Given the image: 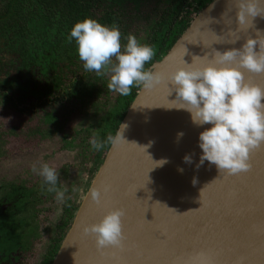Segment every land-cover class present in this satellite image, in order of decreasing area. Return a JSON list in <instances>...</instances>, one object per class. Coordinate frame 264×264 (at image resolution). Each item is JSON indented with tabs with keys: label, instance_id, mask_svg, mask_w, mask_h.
I'll return each instance as SVG.
<instances>
[{
	"label": "water",
	"instance_id": "95a60500",
	"mask_svg": "<svg viewBox=\"0 0 264 264\" xmlns=\"http://www.w3.org/2000/svg\"><path fill=\"white\" fill-rule=\"evenodd\" d=\"M235 12L234 0H212L150 71L167 74L182 60L191 63L213 48H239L256 30L264 32L260 16L240 31ZM240 71L247 82L264 87V74ZM169 92L164 84L142 86L120 123L127 125L126 142L110 145L52 264H192L201 260V253L213 257L203 260L206 264H220L242 244L230 223L242 217L243 201L251 194L252 164L263 147L252 153L251 169L239 175L219 174L208 162L197 168V139L203 128L192 124L188 112L173 108L180 101ZM186 154L192 156L191 164L183 161ZM161 160L166 162L156 164ZM101 185H109L110 191L101 193L98 206L88 193ZM114 207L125 213L126 247L118 253L98 252L94 237L83 236L81 226L98 222Z\"/></svg>",
	"mask_w": 264,
	"mask_h": 264
},
{
	"label": "clouds",
	"instance_id": "9594fccd",
	"mask_svg": "<svg viewBox=\"0 0 264 264\" xmlns=\"http://www.w3.org/2000/svg\"><path fill=\"white\" fill-rule=\"evenodd\" d=\"M234 7L240 31L252 27L253 18H264V0H234ZM68 39L69 42L75 41L76 52L85 71L98 76L109 75V90L128 96L133 86L153 89L164 84L170 89L169 95L174 92V100H179L180 106L173 108L188 112L192 124L203 128L197 139L200 149L197 168L208 162L223 175L249 170L250 152L264 144V87L247 82L240 69L264 74V32L256 30L255 36L246 38L239 48L224 51L213 48L211 53L195 56L191 63L182 60L180 66L167 74L146 70V63L155 55L154 49L140 43L132 34L122 45V34L116 25L102 24L86 17L74 23ZM126 127L120 124L115 135L109 134L103 140L94 136L89 141L91 149L100 151L107 144L115 146L126 142L123 138ZM182 135L177 134L178 137ZM182 159L188 164L193 162L189 154ZM165 162L161 160L156 164ZM32 171L42 177L47 191L55 193L58 203L66 204L67 189L58 187L59 173L56 168L42 163L39 168L34 165ZM109 191V185H101L90 189L88 198L99 206L101 193ZM124 215L122 208L114 207L105 212L98 222L83 224L81 233L94 237L98 252L110 246L121 248ZM192 264L206 262L193 260Z\"/></svg>",
	"mask_w": 264,
	"mask_h": 264
},
{
	"label": "trees",
	"instance_id": "16d2710c",
	"mask_svg": "<svg viewBox=\"0 0 264 264\" xmlns=\"http://www.w3.org/2000/svg\"><path fill=\"white\" fill-rule=\"evenodd\" d=\"M211 1L0 0V39L6 41L11 52L23 63L16 67L13 75L15 98L21 105L23 100L24 105L30 101V113L39 115L40 110L48 108L47 99L54 101L58 99L57 95L61 102L79 100L84 103L105 92L108 110L101 125L95 127V137L103 140L109 134L115 135L142 85L133 86L128 96L104 90L103 82L98 83V80L108 82L109 75L98 76L85 71L78 58L75 41L69 42L74 23L90 17L102 24L116 25L122 34V45L129 34L136 36L140 43L154 49L153 59L145 65V69L150 70L152 64L161 60L187 29L192 13H198ZM24 68L29 69L30 79H24ZM11 84L9 80L0 81V90L6 101L9 100ZM25 109L23 107L21 111ZM110 145L100 151L89 146L81 162L72 168L70 182L78 184L82 181L89 162L101 165ZM80 204L77 202L73 209L71 206L64 208L60 225L64 231L71 227ZM62 236L64 234L60 238ZM60 245L58 239L54 246L46 248L44 264H52Z\"/></svg>",
	"mask_w": 264,
	"mask_h": 264
},
{
	"label": "rangeland",
	"instance_id": "374dc122",
	"mask_svg": "<svg viewBox=\"0 0 264 264\" xmlns=\"http://www.w3.org/2000/svg\"><path fill=\"white\" fill-rule=\"evenodd\" d=\"M198 13L193 12L192 19ZM1 53L2 57L6 56V58L10 57L11 54L10 59L13 60V65L14 63L18 66L23 64L15 53H7L3 47ZM42 80L44 81V79ZM100 82H103L102 88L107 90L108 82L98 80V83ZM107 102V95L105 92H101L84 103L79 100L61 102L60 106L54 109V112L46 108L39 115L20 116L21 119L15 115V121L9 119L8 108L0 103V131H5L2 133L3 136H1L2 140L0 139V168H4L10 161V157H7L9 154L6 155V153L13 151L24 139L25 143H27V137H30V146L28 147L33 148L36 146L38 152L35 153L36 155H32V157L35 156V162L31 163V166L25 164V168L19 170L21 176L12 179V176L9 175L18 186L13 188L18 191L17 194L19 196L23 190L27 193L35 191L36 193H33V195L37 198L34 199V203L38 208L41 206L39 208L38 220L34 221L31 216V220L29 221L35 224L34 226L36 227L34 228L30 225L29 228L25 226L19 229V231L26 230V235L19 234L17 238L21 237L29 240L35 232H38L31 243H34L36 239V242L40 240L42 243L44 241L46 245H53L54 242L57 243L58 239L61 244L63 243L70 229L64 231L63 226H60L64 208L71 206V209H73V205L77 202L79 204L82 202L81 198H84L100 165H96L95 162H89L81 179L82 181L78 184L74 183V181L70 182V174L72 168L81 162L85 151L90 146L89 141L95 136V127L97 128L101 125L103 117L108 110ZM11 129H14V136H11ZM3 158H6L7 162H3ZM16 159L15 157L14 160ZM15 163L18 166L22 164L18 161ZM42 163H47L56 168L59 173L58 187L67 189L66 204L58 203L55 199V193L48 192L42 177L32 171L34 164L39 168ZM29 168L31 169L29 170ZM254 180L260 182V180ZM10 188L11 186L8 184L6 190ZM28 194L30 195L31 193L29 192ZM28 217L30 218V214ZM74 218L75 215L72 223ZM63 234L64 236L60 238Z\"/></svg>",
	"mask_w": 264,
	"mask_h": 264
},
{
	"label": "flooded vegetation",
	"instance_id": "af4514ba",
	"mask_svg": "<svg viewBox=\"0 0 264 264\" xmlns=\"http://www.w3.org/2000/svg\"><path fill=\"white\" fill-rule=\"evenodd\" d=\"M5 42L4 39H0V81L9 80L12 84L10 85L8 92V101L4 99L2 90H0V103L8 108L9 119L15 121V115L20 118V116L28 117V115L31 114L29 110L30 101L24 105L25 100H23V104L21 105L18 103L17 98H15L17 94L14 93L13 75H15L16 67L18 65H15V63L13 65V60L10 59L11 54L8 58H6V56L2 57V47L6 49L7 53H11L9 46H7ZM23 74L24 79H30L28 69L24 68ZM56 98L58 99H55L54 101L47 99V103L49 104L47 107L49 111L54 112V109L58 108L57 106H60L59 104L61 103V100L59 99V96L57 95ZM23 107H26V109L21 111V108L23 109ZM44 110H46V108ZM44 110H40L39 113ZM3 132L5 131H0L1 140ZM14 135V129H11V136ZM27 139V143H25L24 139L13 151L6 153V155L9 154L7 157H10V161L4 166V168H0V264H44L47 254L46 248H50L56 244L54 242L53 245H46L44 241L42 243L40 240L36 242L37 239L34 243H31L37 236L38 232H35L29 240H27V238H17L19 234L26 235V230L19 231V229H22L25 226L26 228H29L30 225L34 228L36 227L34 226L35 224H32L29 221L31 220V216L34 221L38 220L39 208H41V206L38 208L34 203V199L37 198L33 195V193H36L35 191H29L31 193L29 195V192L27 193L23 190L20 192L19 196L17 194L18 191L13 188L18 186L12 179L21 176L19 170L25 168V164L31 166V163L35 162V156L32 157V155L38 153L36 146L33 148L28 147L30 146V137H27ZM15 157L17 158L16 160H14ZM2 161L7 162L6 158H3ZM16 161L22 164L18 166V164L15 163ZM30 169L31 168H29V170ZM9 175L12 176V179ZM8 184L11 188L6 190ZM29 214L30 218L28 217Z\"/></svg>",
	"mask_w": 264,
	"mask_h": 264
},
{
	"label": "bare ground",
	"instance_id": "6f19581e",
	"mask_svg": "<svg viewBox=\"0 0 264 264\" xmlns=\"http://www.w3.org/2000/svg\"><path fill=\"white\" fill-rule=\"evenodd\" d=\"M262 169L264 171V147L252 164L249 181L251 194L243 201L242 217L230 223L234 235L240 238L242 244L237 248L234 246L235 254H231L230 259L220 264H264V174L261 173Z\"/></svg>",
	"mask_w": 264,
	"mask_h": 264
},
{
	"label": "snow or ice",
	"instance_id": "6c2138e0",
	"mask_svg": "<svg viewBox=\"0 0 264 264\" xmlns=\"http://www.w3.org/2000/svg\"><path fill=\"white\" fill-rule=\"evenodd\" d=\"M261 147H264V145H261ZM255 150V149H254ZM254 150H252L249 154V163H250V168L249 170L251 169V156H252V153L254 152ZM248 170V171H249ZM240 173H237V174H234V175H239ZM227 176H231V175H227ZM122 231L124 233V240L122 241V247L121 248H115V247H107L105 249L102 250V252H112V253H118V252H122L124 250V248L126 247V244H127V235L125 234L124 232V229H123V224H122ZM199 259L201 260H205V259H213V257L207 255V254H204V253H201V256L199 257Z\"/></svg>",
	"mask_w": 264,
	"mask_h": 264
}]
</instances>
